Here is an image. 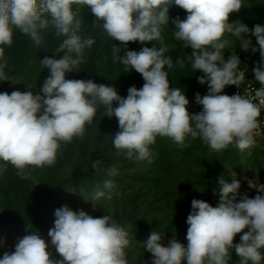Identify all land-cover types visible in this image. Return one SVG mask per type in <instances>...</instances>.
<instances>
[{"label":"clouds","instance_id":"clouds-1","mask_svg":"<svg viewBox=\"0 0 264 264\" xmlns=\"http://www.w3.org/2000/svg\"><path fill=\"white\" fill-rule=\"evenodd\" d=\"M87 5L96 21H102L103 30L123 49L129 42L141 44L157 41L159 47H142L140 51L113 46L114 61L126 69H135L145 81L140 89L134 85L127 97H121L114 87L97 84L93 80L66 79L83 60L85 48L95 41L83 39L78 33L82 27L80 8ZM178 6L187 13L186 19L177 17L173 23L174 38L191 47L186 56L191 68L203 73L200 84H207L208 92L196 94V102L203 106L198 114L188 111L189 100L179 87L169 84L168 72L173 61L166 57L169 51L162 36V25L169 21V8ZM242 0H0V45L11 46L14 28L29 36L39 46L40 32L53 28L65 39L55 52H64L62 58L45 57L41 60L50 75L44 80L41 93L13 91L0 93V175L11 164L22 178H31L29 166H51L56 161L60 142H71L85 134L97 111V105L106 107V116H115L120 131L114 136L116 149L126 150L129 158L154 162L149 146L156 137L171 138L177 145L187 147V137L201 138L212 151L220 152L232 145L241 153L255 146L260 135L261 111L264 109V26L252 29L239 20L229 22L230 14L238 13ZM235 36L243 51H259L261 60L253 68L261 85L254 90L255 100L245 95L222 94L226 86H240L245 81L244 70H238L241 61L237 55L224 58L229 45L225 34ZM255 36L258 48L246 35ZM74 54V55H73ZM4 49L0 47V60ZM6 61L0 63V79L9 80L4 72ZM113 101L118 102L113 107ZM258 101V102H256ZM101 160L93 162L97 169ZM115 167L108 176H115ZM219 180L220 202L217 207L193 199L192 211L187 217V247L173 238L164 246L163 233L152 231L144 249L152 254L151 264H228L231 250L239 256V264H261L264 260V195L249 198L244 194L239 202L240 181ZM250 189L264 193L259 177L248 180ZM114 187L112 180L104 181L105 189ZM101 198L111 194L97 190L89 200L95 207ZM54 228L48 236L56 253L48 251L46 239L38 234L18 239L15 250L4 252L0 264H128L125 249L130 245L128 232L118 226L110 215L94 218L67 206L54 212ZM247 229V231H245ZM240 235V243L234 238ZM3 241L0 240V246Z\"/></svg>","mask_w":264,"mask_h":264},{"label":"trees","instance_id":"trees-1","mask_svg":"<svg viewBox=\"0 0 264 264\" xmlns=\"http://www.w3.org/2000/svg\"><path fill=\"white\" fill-rule=\"evenodd\" d=\"M242 4L249 14L251 29L256 24L264 26V0H242ZM77 7L81 10L82 19L78 35L83 39H93L95 43L84 49L82 62L75 71L66 73V79L93 80L97 84L114 87L118 94L125 98L131 86L140 89L145 82L142 75L135 69H126L122 63L114 61L112 48L114 45L121 47L119 55L123 56L126 50L140 51L142 47H152V44L159 47V43L129 42L125 50L119 41L113 40L103 30L102 21H96L94 26L95 17L87 5H73V10ZM168 15V24L161 26L162 36L169 48L165 56L172 59L174 66L168 69L165 65L164 70L168 72L170 87H179L184 91L189 100L188 111L198 114L202 105L196 102V94L206 95L208 86L198 82V77L203 73L191 68L186 59L189 55L183 42L174 38L177 29L173 21L177 17L186 19L187 13L172 5ZM13 31L12 45H0L4 49L0 63L6 61L4 72L9 79H0V93H24L30 90L42 94L40 90L44 80L50 75V70L44 68L41 60L45 57L62 58L65 53H57L55 50L65 37L58 36L55 30L49 27L40 32L42 42L37 46L18 28ZM251 41L253 46L258 48L256 38L253 37ZM223 52L225 60L234 55L227 47ZM243 53L249 54L250 61L241 62L239 67L247 68V73L254 74L253 68L261 60L259 51L252 53L250 50ZM247 63L250 67H247ZM226 91L227 89H224L222 94ZM117 106L118 102L113 101V107ZM119 131L117 118L106 116V107L98 104L92 123L86 125L85 134L82 137H74L71 142H60L61 146L53 165L31 166L32 169L35 168L34 171L27 168L26 172L30 173L31 178L26 179L17 174L18 170L14 166L7 165V177L5 182L0 183V199L3 206V212L0 213V230L8 229L12 243H17V232L28 229L41 232L42 238L46 239L49 230L54 228L48 222L54 196L57 194V198H60L63 194L71 193L74 198L66 199L65 204L70 207L81 205V210L94 218L110 215L118 226L128 232L131 243L125 249L127 260L137 256L141 263L145 256L153 258L152 254L144 249L143 244L152 231L163 233L164 246L175 238L187 247L189 225L186 221L192 211V200H203L213 207L219 205V180L222 175L229 179L224 165L228 157L237 158L240 150L233 143L220 151L222 153L215 152L201 138L193 139L190 136L185 140L187 147H181L171 138L157 136L155 144L149 146L154 156V162L149 164L147 160L129 158L126 150L114 147V136ZM96 160H101L102 163L94 169L93 162ZM65 167L71 168V172L68 178L61 179V172ZM113 167L117 169V174L108 176V169ZM197 167L201 172L196 171ZM105 180H112L114 187L105 189ZM97 190L110 193L111 199L101 198L94 207L93 203L86 199H91ZM216 194L217 201H214ZM239 200L237 195L236 202ZM261 252L264 254V249H261ZM230 254L228 264H239L240 258L234 249ZM183 264L187 262L184 261ZM261 264H264V260Z\"/></svg>","mask_w":264,"mask_h":264},{"label":"rangeland","instance_id":"rangeland-1","mask_svg":"<svg viewBox=\"0 0 264 264\" xmlns=\"http://www.w3.org/2000/svg\"><path fill=\"white\" fill-rule=\"evenodd\" d=\"M243 8L244 7H242L238 13L230 14L229 22H234L236 20H239L242 23L246 24L249 27V29H251L252 23L248 19L249 14ZM253 37L255 36H252L250 34L246 35L247 39H252ZM224 39L229 40L230 43L226 47L230 49L232 53L245 52L242 50L240 46V42L235 36L226 33L224 36ZM185 48H186L187 54L191 55L193 51L191 47H185ZM202 110H203V106L199 112H201ZM233 161L235 162L233 163ZM0 163H3V162L0 161ZM187 167L188 165L185 167L186 172L188 171ZM224 167L226 168V171L229 173V179H227L226 176L224 175H222L221 177L226 182L228 183L232 182V179L234 178L233 173H235V178L240 181L241 186L237 194L240 198L244 194H247L249 198H254L257 194L264 195V193H258L256 189H250L248 186V180H255L257 176L259 177V183L264 184V142L256 141L255 146L252 147L251 149L243 153L238 152L237 158L235 156L228 157L227 163L224 165ZM7 168L9 167L7 166ZM28 169L31 170L32 169L31 166H29ZM34 169L35 168L33 167L32 171H34ZM196 171L201 172L200 168H198ZM7 172L8 170H6V172H4L3 175H0V183L5 182V179L7 177L6 176ZM70 172H71V168L65 167L61 172V179L68 178V176L70 175ZM70 197L74 198V196H72L71 193L63 194L60 198H57V194H56V197L54 196L53 198L54 203L51 205L49 209V215H48V220H49L48 222L51 225L54 226V220H55L54 212L56 209H59L63 206H67L70 210H73L76 212H79L81 210V205H73L72 207H70L69 204L68 205L65 204V200ZM217 197H218L217 194L213 197L214 201H217ZM1 212H3V206H2L1 199H0V213ZM8 232H9L8 229L0 230V240L3 241V245L0 246V258H2L4 252H12L15 250L16 244L12 243L11 236L8 235ZM240 235L241 234H237V236L234 238L235 239L233 242L234 244L240 243ZM46 241L49 245L48 251L52 253L53 258L60 259L59 254L56 253L55 248L51 244V237H49L48 234L46 237ZM127 261H128V264H138V262L140 263L137 256H134ZM151 261L152 259L150 256H145L144 261L141 262L140 264H151Z\"/></svg>","mask_w":264,"mask_h":264},{"label":"built area","instance_id":"built-area-1","mask_svg":"<svg viewBox=\"0 0 264 264\" xmlns=\"http://www.w3.org/2000/svg\"><path fill=\"white\" fill-rule=\"evenodd\" d=\"M234 55H237L241 62L250 61L249 54L243 53V52H234ZM261 58V57H260ZM247 67H250V64L247 63ZM238 70H244L239 67ZM261 85L258 81H256L254 74L245 73V81L241 83L240 86L230 85L226 86L225 89H227L226 93L227 95L231 96L234 94H240L248 96L249 98H252L255 100L254 96V90L260 88ZM258 102V101H256ZM260 121V135L255 137L256 141L264 142V109L261 111V116L259 117Z\"/></svg>","mask_w":264,"mask_h":264},{"label":"water","instance_id":"water-1","mask_svg":"<svg viewBox=\"0 0 264 264\" xmlns=\"http://www.w3.org/2000/svg\"><path fill=\"white\" fill-rule=\"evenodd\" d=\"M32 234H38L41 237L43 236V234L41 232H37V231H35L33 229L21 230V231L17 232L16 235H15L16 242H18L19 238H22V237H24L26 235H32Z\"/></svg>","mask_w":264,"mask_h":264}]
</instances>
